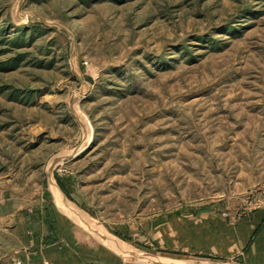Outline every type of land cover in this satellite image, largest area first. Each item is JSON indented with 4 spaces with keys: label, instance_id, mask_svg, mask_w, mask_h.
<instances>
[{
    "label": "rangeland",
    "instance_id": "1",
    "mask_svg": "<svg viewBox=\"0 0 264 264\" xmlns=\"http://www.w3.org/2000/svg\"><path fill=\"white\" fill-rule=\"evenodd\" d=\"M263 188L264 0H0V200L31 236L84 264H245L224 237Z\"/></svg>",
    "mask_w": 264,
    "mask_h": 264
},
{
    "label": "crops",
    "instance_id": "2",
    "mask_svg": "<svg viewBox=\"0 0 264 264\" xmlns=\"http://www.w3.org/2000/svg\"><path fill=\"white\" fill-rule=\"evenodd\" d=\"M8 198L0 200V264H11L15 260L23 264H42L43 261L84 264L76 256L72 262L70 255L62 256V251L57 252L53 233L31 236L29 205H24L23 201H8ZM224 238H228L230 255L243 258L245 264H264V210L230 225Z\"/></svg>",
    "mask_w": 264,
    "mask_h": 264
},
{
    "label": "bare ground",
    "instance_id": "3",
    "mask_svg": "<svg viewBox=\"0 0 264 264\" xmlns=\"http://www.w3.org/2000/svg\"><path fill=\"white\" fill-rule=\"evenodd\" d=\"M90 130V128H89ZM88 140V139H87ZM59 198V204H62L61 208H65V213H67L69 216H73V218H75L80 224L84 225L87 228H90L93 230V227H91L89 224H87L86 219L83 217V215H81L80 213H78L76 210H74L73 208H71V206L68 205V203H66L63 199L62 196L58 193L56 194ZM89 222V221H88ZM104 240H106L108 245H112L110 242L109 238H104ZM123 248H119V252H122ZM178 264V263H177ZM184 264V263H183Z\"/></svg>",
    "mask_w": 264,
    "mask_h": 264
},
{
    "label": "built area",
    "instance_id": "4",
    "mask_svg": "<svg viewBox=\"0 0 264 264\" xmlns=\"http://www.w3.org/2000/svg\"><path fill=\"white\" fill-rule=\"evenodd\" d=\"M261 191H262V194L264 195V188ZM254 204L256 205V207H262L264 206V199L261 202L254 203ZM11 264H23V263L21 261L15 260ZM44 264H48V263H44Z\"/></svg>",
    "mask_w": 264,
    "mask_h": 264
}]
</instances>
